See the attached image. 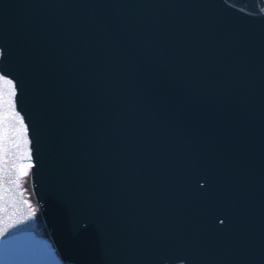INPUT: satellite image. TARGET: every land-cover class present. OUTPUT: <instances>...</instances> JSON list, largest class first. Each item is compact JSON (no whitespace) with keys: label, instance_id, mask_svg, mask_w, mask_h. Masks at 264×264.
<instances>
[{"label":"water","instance_id":"95a60500","mask_svg":"<svg viewBox=\"0 0 264 264\" xmlns=\"http://www.w3.org/2000/svg\"><path fill=\"white\" fill-rule=\"evenodd\" d=\"M40 224L63 264H264V0H0V240Z\"/></svg>","mask_w":264,"mask_h":264},{"label":"bare ground","instance_id":"6f19581e","mask_svg":"<svg viewBox=\"0 0 264 264\" xmlns=\"http://www.w3.org/2000/svg\"><path fill=\"white\" fill-rule=\"evenodd\" d=\"M24 173H26V169H25ZM33 206H34V204H33ZM27 236L39 238L41 246L46 245L50 254L45 256V254H44L45 251H43L41 253L39 250V247H37V246L33 247L32 250H30L31 245L25 244L23 246H20V244L17 243V242H19V239H23V241H24V239ZM5 244H7V246H4ZM14 244H17V248L21 247L23 249V251L26 254L25 255L26 256V262L28 264H31L32 259H35L36 264H57L58 263L57 262V260H58L57 259L58 258L57 252L53 248V245H52L51 241L49 240V238L45 232V229L43 228V226L41 224L38 226V228L35 231H33L31 233L17 234V235L12 236L8 239L0 240V264H18L17 262H15L12 259V255L14 253L13 252L14 249H12V248L14 247ZM8 246H13L10 251H7ZM30 253L34 254V258H32V259L29 258Z\"/></svg>","mask_w":264,"mask_h":264},{"label":"rangeland","instance_id":"374dc122","mask_svg":"<svg viewBox=\"0 0 264 264\" xmlns=\"http://www.w3.org/2000/svg\"><path fill=\"white\" fill-rule=\"evenodd\" d=\"M26 242V243H25ZM25 242L23 241V239H19V242H17L18 244H20V246H23V245H25V244H30L27 240H25ZM9 244V243H8ZM31 245V249L30 250H32V248L33 247H35V246H38V245H35V244H30ZM14 246H15V251H17V244H14ZM39 250H40V252L42 253L43 251H45V256L46 255H48V254H50L49 253V251H48V248H47V246L46 245H43V246H41V245H39ZM31 252V251H30ZM29 258L30 259H32V258H34V254H32V253H30L29 254ZM33 260H35V259H33Z\"/></svg>","mask_w":264,"mask_h":264},{"label":"snow or ice","instance_id":"6c2138e0","mask_svg":"<svg viewBox=\"0 0 264 264\" xmlns=\"http://www.w3.org/2000/svg\"><path fill=\"white\" fill-rule=\"evenodd\" d=\"M9 83H10V81H9ZM25 175H26V173H24Z\"/></svg>","mask_w":264,"mask_h":264}]
</instances>
